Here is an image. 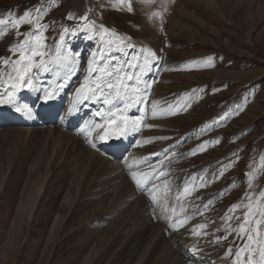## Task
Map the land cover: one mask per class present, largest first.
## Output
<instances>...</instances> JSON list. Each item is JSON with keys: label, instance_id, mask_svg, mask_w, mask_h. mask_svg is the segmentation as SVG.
Here are the masks:
<instances>
[{"label": "rangeland", "instance_id": "rangeland-1", "mask_svg": "<svg viewBox=\"0 0 264 264\" xmlns=\"http://www.w3.org/2000/svg\"><path fill=\"white\" fill-rule=\"evenodd\" d=\"M30 9L38 10L39 23L48 26L43 31L47 40L42 42L49 51V61L56 60L57 52L60 56L74 55L78 60L75 64L84 67L86 73L89 53L95 50L103 53V58H95L100 69L107 64L106 71L115 74V69H122L120 74H124L137 60L125 73L140 77L139 95L148 93L146 119L139 132L148 114L151 117L134 139L136 147L120 153V167L103 169L102 190L107 189L103 196L78 202L81 190L75 176L81 167L75 166L85 161L86 154L73 158L70 152L65 159L61 154L63 169L57 167L48 173L47 164L37 162L32 153L38 141L19 155L17 140L2 137L0 264H208L194 260L182 246L200 239L189 237L195 224L205 221L195 219L199 216H208L220 229L203 230L206 236L198 246L206 257L222 253L228 264H246L248 252L241 251L238 261L236 253L247 243L252 250L251 261L260 264L264 223L260 230L250 226L257 212L264 210V166L257 168L264 155V0H0V19L9 20L7 25H0V57L15 61L17 56L8 48L26 39L24 35L17 37L15 31H35V24L12 28L11 22ZM69 14L76 17L69 19ZM83 16L88 19L79 18ZM32 19L35 21V16ZM93 21L96 29L90 33L85 29ZM99 25L110 30L103 37L102 48L97 44L103 39L95 34ZM65 27L69 34L61 42ZM89 35L92 39L86 38ZM208 57L213 58L211 67L202 63ZM75 64L66 67L56 61L48 73L33 71L39 83L49 78V84L41 87L48 88L60 72L66 76ZM12 69L11 63L0 69V83L12 82ZM97 72L88 75L90 84L97 76L113 79ZM81 76L85 80L86 75ZM252 82L254 85L245 90ZM123 84L137 86L135 80L125 79ZM71 95L74 93H67L66 99ZM64 103L67 107V101ZM62 115L60 123L64 122ZM212 116L213 123L200 126ZM91 119L85 123L89 126L84 127L86 130L80 132L78 127L75 131L83 145L100 148L99 131L92 128L98 118L95 122ZM109 130L116 138L119 132L113 125ZM217 139L218 144L210 143L205 151L199 150L200 145ZM243 169L252 170L251 187L249 177L241 175ZM133 172L152 174V179L138 187ZM202 182L206 186H201ZM153 184L158 187L153 189ZM185 186H190V194L182 195ZM234 204L240 207L229 212ZM249 211L252 218L246 230L240 232L234 225L239 236L233 232L228 235L224 229L233 230L232 223L241 224L242 215ZM226 215L233 219L225 221ZM185 217L187 222L180 226L178 221ZM259 219L263 222L264 216ZM173 223L178 230L170 227ZM184 233L186 241L180 239ZM225 235L226 240L217 241ZM248 235L253 236L252 241H247ZM229 247L232 253L225 256Z\"/></svg>", "mask_w": 264, "mask_h": 264}, {"label": "bare ground", "instance_id": "bare-ground-1", "mask_svg": "<svg viewBox=\"0 0 264 264\" xmlns=\"http://www.w3.org/2000/svg\"><path fill=\"white\" fill-rule=\"evenodd\" d=\"M79 71H80L79 65L75 64L73 70L67 73L66 76L61 75L60 72L55 77L54 83H52L51 86H49L48 88H41L40 87L41 85L38 84L33 77L34 86L40 89L39 91H34L33 94H32V90L30 92H27L25 91L24 88H17L15 90L11 89L13 80L11 83L6 82L7 84L0 83V93H2L5 89L14 91L15 98L17 99V101H19L20 103L23 102L22 104H27L32 109L31 115H28L29 116L28 119H16L14 117L15 110L12 106H10L9 104L0 105L1 108H5L7 110V115L5 117L0 116V145L4 143L2 138L4 136H7L12 140L16 139L17 142L20 144L16 146V150L19 149L18 154L21 155L22 153L23 154L25 153L28 147L30 148V145L33 142L38 141V145L37 147L34 146V150H32V153L35 154L34 156L37 162L41 161L47 164L48 173H51L57 167L63 169L62 167L64 166L65 162L64 161L59 162L60 159L59 155L61 154L64 155V159H65L67 157V154L70 152L73 158H80L83 154H86L85 161L84 162L79 161L77 163L78 166L77 165L75 166V167H81V169H79L78 173H76L77 175L75 176L77 180H79V182L77 183H79V188L81 190L77 202L81 199L85 201V200H89L90 198L97 199L100 196H103V193L105 192V190H107V189L102 190L104 187L103 184L105 180L104 174L106 173L105 170L103 169H107V168L117 169L121 165V163L119 162L120 161L119 159L121 158V154H114V152L111 151L110 148L105 149L106 146L104 142L106 140L99 139V135L102 132H98V139L100 140L103 149L95 150V147L93 146L86 147L85 145H83V143L80 140V136H79L80 133L76 132L75 131L76 128L73 127V124L80 125L81 126L80 132L83 131L85 127V124H83L84 122L83 120L85 117H83L82 120V114H85V112L89 108L93 110L94 115L98 111L103 113H108L109 111V106L104 105L102 101L86 100L79 103L77 102L78 95L76 90L80 88L81 83L75 81V79ZM96 72L97 71H95L94 73ZM12 76L14 77L15 73H13ZM88 83L89 85H91L90 81H88ZM148 83H150V81H148ZM57 84H63L64 86L59 90H57ZM45 90L54 93L51 99L57 98L58 99L57 106L59 107L56 111H52L49 107H47L46 111L43 114H40L38 112V102L45 101L44 100ZM69 92L74 93V96L71 95L72 98L66 99V94ZM0 98L3 97L0 96ZM65 101H67V107L64 108L63 103ZM121 107H123V105H121ZM145 109H146L145 100H143L142 103H133V105L130 108L126 109L123 112V115L131 119L138 118L140 123L137 127L138 129H141L140 124L144 122L146 119ZM74 110H76V113L79 112L75 120L74 117H70V114ZM62 113L65 116V118H64V122L60 123L59 117L61 116ZM142 113H145V115L143 116ZM110 118L111 116H99V121L103 123L105 119H110ZM87 119L89 120V118ZM119 123L120 120L117 119V124ZM113 127L115 131L121 132L120 129L117 128L116 124H114ZM58 128H60L61 130H58ZM138 132L139 130L138 131L129 130L126 132V134L123 133L122 135L123 141L121 142L122 147L120 150L121 153L127 151L129 152L136 147L134 139ZM116 139L117 137L116 138L112 137L111 139H108V142L109 143L114 142ZM21 146H22V150L20 148ZM12 168L13 166L11 165L10 169L8 170V173H11ZM49 179H51L50 176L48 177V180ZM104 199L105 198L99 200V202H102ZM126 201L127 200L125 199V204H127L128 202ZM36 206L38 207L39 203H37ZM85 208H86V204H85ZM201 221L203 220H199L195 224V226L199 224L206 225L205 221L203 222ZM193 225L194 224L192 223L191 227H193ZM198 230L199 229H197V231ZM186 232H188V230H186ZM185 233L180 236V239L183 241H186L188 238L185 235ZM189 237L191 240H194V236L192 234ZM194 256L200 259L199 260L191 256L194 260L195 259L199 261L203 260L206 261L208 264H224L223 261L220 260L221 255L206 257L203 253L200 254L196 253L194 254Z\"/></svg>", "mask_w": 264, "mask_h": 264}, {"label": "snow or ice", "instance_id": "snow-or-ice-1", "mask_svg": "<svg viewBox=\"0 0 264 264\" xmlns=\"http://www.w3.org/2000/svg\"><path fill=\"white\" fill-rule=\"evenodd\" d=\"M120 3H125V0H120ZM127 10L129 12L133 11L131 4L128 3ZM35 16V21H33L32 17ZM39 11L33 12L31 9L26 11L22 14L19 18L16 20H13L12 28L14 30L18 29L19 25H23L27 23L29 26H32L35 24V31H29L27 33H20L18 30L15 31V35L17 37L24 35L26 37L25 40L14 44L8 48V51L11 52L14 56H17V59L13 61L10 57H0V69H2L4 66L11 63L13 65L12 71L15 73V76L13 77L11 74H9V79L13 80V83L11 85V89L15 90L17 88H27L32 91H39L40 89L36 88L33 84V77L36 75V72L33 71V69L38 70L40 73H48L52 71V68L50 67V64L55 63L56 61H62L64 62L65 66L67 67L68 63H72L73 65L76 63V57L72 55L71 57L69 55L60 56L59 52L55 54L56 60L55 61H49L46 59V57L49 55V51L47 50L46 44H44L42 41L47 40V37L43 36V31L47 29V25L40 24L39 23ZM69 19H74L72 14H69ZM81 20H87V16L80 17ZM9 23V20L7 19H0V25H7ZM96 29L95 22L88 24L86 27V31L92 32ZM109 29L105 27L104 25H99V30L95 32L96 35H98L101 39H103L104 35L109 33ZM69 34V29L65 27L63 29V34L60 36V41L63 42L65 40V36ZM75 35V31L72 33ZM87 39H92V36L89 35L86 37ZM150 55H154V53H151L149 50ZM97 55H100L101 58H103V53H98L96 51H92L89 53V59L87 61L88 68L87 72L89 75H91L93 72L97 71L96 68L93 67V64L96 62L95 58ZM39 58L36 60L35 58ZM212 57L206 58L202 63L205 66L211 67L212 64ZM148 59H145V65L148 64ZM192 63H201L194 61ZM132 67V65H130ZM108 68V65L106 64L104 68L99 69L101 73H104L107 76L113 77L112 80H104L103 77H97L91 85H89V76H85V82L81 84L80 88L76 90L78 95V103L86 100H96V101H102L104 105L109 106L108 113L103 112H97V116H111L110 119H105L104 123H97L93 124L92 128L95 129H104V131L99 135V139L101 140H108L111 139L113 133L110 131V126L116 124L117 128L120 129L122 133H125L129 130L131 131H138V125L140 123L139 119H131L123 115V112L130 108L133 103H140L142 102V95H139L141 93V88L138 86L140 83V77L134 76V75H128L127 73H124L121 75L122 69H115V74L113 71H106ZM143 71V69H142ZM127 79L128 81L135 80L136 85L133 87L131 84L124 85V80ZM123 85V90H122ZM63 84H57V90L62 88ZM131 88V91L133 93H136L137 95H129L128 89ZM107 89V91H106ZM54 93L49 92L45 90L44 92V100L47 101L48 99H51L53 97ZM0 96L3 98H0V105L3 104H9L14 108V110L18 113H21L23 115H31L32 109L27 104H22L15 98L14 91H10L8 89H5L2 93H0ZM123 105V107H121ZM153 108H155V105H153ZM119 114V115H118ZM153 116H155V111L153 112ZM117 119L120 120V123L117 124ZM223 119V117L221 118ZM108 125V127H106ZM85 127H89L88 125H85ZM119 138V137H117ZM165 139V138H160ZM150 142V141H149ZM220 141L219 139L215 141H208L205 144L200 145V151H205L207 149L208 144H218ZM95 147V145H93ZM195 154V150H193V153ZM159 155V154H154ZM235 155V153H234ZM151 167V166H150ZM229 166H225V169ZM220 175H223V170L221 171ZM246 176L249 177V187H251V176L250 173H245ZM139 177V178H138ZM132 179L135 181L136 185L138 187H142L143 185L149 183L152 179V174L143 173V172H133L132 173ZM215 179V178H213ZM201 186H206V183L201 184ZM158 185L153 184L152 188H157ZM190 186H185L183 190V194H190L189 191ZM247 193H245V196L247 197ZM261 196H264V192H261ZM153 203L156 202L155 195L152 196ZM208 205H205L207 207ZM240 207V204H234L229 209V212H234L237 208ZM259 216H264V210L260 211L258 213ZM248 213H244V220L239 225L240 232H243L246 230L247 225L249 224V220L247 219ZM187 217L184 218L183 221H178L180 226H183L184 223L187 222ZM225 221H229L233 219L232 216L226 215L223 218ZM236 219H240V217H236ZM255 224L259 226L261 224L260 219H255ZM170 227H172L174 230H178L177 224L173 223L170 224ZM207 225L205 224H199L193 227L191 230L193 234L199 235L201 233L197 232V229H203L206 228ZM228 235L232 234V229L225 228L224 229ZM216 231H220V229H217ZM239 236V233H238ZM239 238L243 239L242 236ZM227 239V235L223 237H217V241ZM253 236L248 235L247 241H252ZM190 251L196 252L197 249L193 248L190 249ZM241 251H247L248 252V260L246 261V264H253L251 261V255L252 250L250 249V246L246 243L245 248L240 249L236 253L237 261L240 258V252ZM232 253V248L229 247L227 252L225 253V256H228ZM259 257H260V264H264V249L259 250Z\"/></svg>", "mask_w": 264, "mask_h": 264}]
</instances>
